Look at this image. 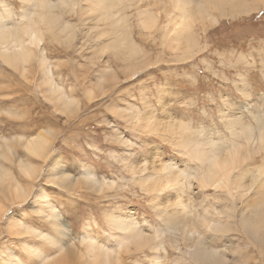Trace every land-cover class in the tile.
<instances>
[{
	"label": "rangeland",
	"instance_id": "1",
	"mask_svg": "<svg viewBox=\"0 0 264 264\" xmlns=\"http://www.w3.org/2000/svg\"><path fill=\"white\" fill-rule=\"evenodd\" d=\"M176 1L115 0L107 11L78 0L58 8L71 37L44 26L35 49L46 56L50 79L74 99L68 108L50 100L38 57L22 77L0 60V264H39L27 245L59 251L37 233L78 247L74 258L58 252L44 264H92L78 239L117 249L124 233L111 221L120 219L142 235L116 250L120 260L112 264H199L197 240L219 254L218 264H264L262 235L243 231L240 218L264 199V8L222 16L212 6L201 12L202 0ZM35 8L0 0L2 16L15 22ZM185 17L190 28L183 30L174 23ZM40 135L48 139L46 159L26 148ZM230 149L241 163L232 174L236 189L205 184L210 166L197 156L230 160ZM86 172L111 185L92 186L81 178ZM38 197L54 207L61 230L48 207L37 210ZM172 217L179 227L190 222L194 235L168 227Z\"/></svg>",
	"mask_w": 264,
	"mask_h": 264
},
{
	"label": "bare ground",
	"instance_id": "2",
	"mask_svg": "<svg viewBox=\"0 0 264 264\" xmlns=\"http://www.w3.org/2000/svg\"><path fill=\"white\" fill-rule=\"evenodd\" d=\"M26 1L28 3H30V4L34 3L36 5V8H35L34 12L30 11V9L24 10L22 12V14H21V18L22 19L20 18V21H16L15 22V19L13 17L8 18V12H6L7 13V17L6 18H4L2 16V14L0 13V60H1V62L3 64L13 68L14 71L20 70L19 73L22 72L23 75H26V72H27L26 68H27L28 64H30L36 57H38V55L36 54L37 52H36L35 47L38 44L40 45L41 41L43 40L44 26L46 27L45 30L47 31V33H50L51 35L57 36L58 35L57 33H59V34L61 33V34L65 35L67 38L71 37V34H68V33H69L70 28H72V25L69 24V23H64L62 21V17L59 14H56V12H57L58 8L62 9L63 7L64 8L74 7L77 4L78 0H61V1H58V2H54V1L51 2L50 0H41V1H39V0H26ZM180 1H182V0H180ZM202 1L197 3V5H195V7L197 6L198 9L201 10V12L206 14L207 7L212 6L214 8H218L219 11H221L220 13L222 14V16L223 15L227 16L228 13H231V15H235V14H237V15H239V14H249V13H253V12L258 11L261 8H264V0H207V1H203V2ZM116 2H115V0H92L91 3H93L92 6L96 7V9L100 8V9H103V10L110 11V8H112L116 4ZM179 2H177V3H179ZM192 2L193 1H191V3ZM184 5H185V3L183 4V6ZM184 7H183V9H184ZM195 7L193 8L194 10H195ZM178 8L182 9V6L178 7ZM90 10H91V7H90ZM189 11H190V8H189ZM196 11H198V10L196 9ZM190 13H192V12L190 11ZM111 15L112 14L109 12L105 16V18L109 19L111 17ZM207 15H208V13H207ZM231 15H229V16H231ZM207 18H211V17L208 16ZM149 19L151 20L150 17H149ZM189 19H190V15H189ZM150 20H149V22H150L149 24L151 25V21L152 20L151 21ZM188 20L185 17L184 20L182 19L180 21H177L174 24L176 26H179L180 28L182 27V29L185 30V29L190 28V26L188 27V23L191 20H189V21ZM216 22H218V21H215V23ZM118 24H120V23H118ZM144 25H145V23H144ZM177 29L179 30V28H177ZM178 38H180V37H178ZM61 39H62V37H61ZM189 43H191V42H189ZM132 49H134V48H132ZM38 61H39L40 66L42 68L43 74H45V78H46L45 84L49 86V92H50L49 93V98H50V100L52 102H56V105L58 107L68 108L71 105H73L75 101H74L73 98H71V95L70 96L66 95V93L63 94L61 92L62 88L61 87H57V85L50 79L49 74H48V70H47L48 61H47L46 56H44L43 53H41V55H39ZM20 75H21V73H20ZM21 77H22V75H21ZM166 126L167 125H165V127ZM175 130H177V129H175ZM173 131H174V129H173ZM171 133H172V131H171ZM47 144H48V139L45 138V137H42L40 135L38 137H32L31 139H28L27 140V144H26V148L30 151V152H28L29 154L31 153V154H34L35 157L37 155V157L39 156L42 159H46L47 157H49V156H46V154H47V152H46ZM184 144H186V143H184ZM185 149H188V147L186 146ZM194 152H195V150H194ZM218 152H220V151H218ZM226 153L227 152L225 151V154ZM226 155L230 156V160H228V159L221 160L220 157H219L220 155L218 156L217 154H214V153L212 154V156H208L206 160H203V157L201 158V156H197L200 159L201 163L203 162L204 166L208 165V164L210 166L209 167V171L207 170L208 173H206L205 176L203 175L204 177L202 176L203 177L202 181L204 183L205 182L206 183H214V184H217V186H219V187L222 184L225 186L228 183L229 185H231V187L236 189L237 185L235 184L236 182L233 183V181H232V174L234 173V170H237L236 169L237 168L236 165L240 166L241 163L239 165V163H236L235 159H234L235 156L238 155L237 154V150L230 149L229 153H227ZM193 157H194V155H193ZM226 158H228V157L226 156ZM240 158L238 156L239 160H240ZM233 163H235V164H233ZM56 164H57V160L54 161V165L55 166H57ZM233 165H235V167H233ZM170 168H171L170 166H167L166 169H170ZM23 169H28V167L27 168L23 167ZM30 169H29V171H30ZM54 170H55V168H53V171ZM32 171L30 172V174L32 173ZM53 171H51V172L53 173ZM171 171H173V169ZM177 176H178V174H177ZM218 176H221V178L217 179ZM52 177H57V175L54 174V175H52ZM179 177H180V175H179ZM81 178L83 179V181H86L87 183L91 184L92 186H99L100 189L102 188V186L104 188L106 186L111 185L108 182L102 183L97 177H95L93 175H90L88 172H86L83 176H81ZM242 181H243V179H242ZM253 181H254V179H253ZM237 183H239V182H237ZM1 184L3 185V183H1ZM221 188H222V186H221ZM227 188H228V185H227ZM254 196H256V195H254ZM263 197H264V195H263ZM41 203H42V201H40V198L38 197L37 204H36L37 210H39V209L42 210L41 208H43L44 206L48 207L47 209L51 210V213L49 212L50 215L49 214L48 215H49V218L52 221L53 227L56 228L58 231L61 230V223L59 222L58 216L55 214L54 207L51 206L48 203V201L45 200V202H44V198H43L44 206ZM39 204H41L43 207H39ZM247 206H249V205H247ZM249 208H250V206H249ZM43 210H46V208H43ZM244 210L247 211V207ZM244 210H242L243 213L241 212L242 213V214H240L241 216L239 215L240 218H241V223H243V226H245V227L242 228L243 231H244V228L246 229V228L249 227L245 231H247V233L251 234L252 236H257L258 234L262 235L261 239L264 242V237H263L264 236V199L263 200L260 199L259 202L255 203L253 205V208L251 207V210L250 209L248 210V211H251V213L249 212L250 214H248V212H246V211L244 212ZM217 212H218V210H217ZM245 213H247V214H245ZM229 215H230V213H229ZM55 220H57V222ZM178 220L176 222V218L172 217L171 219H169V222H168L169 224L167 226L168 227H172L173 229H174V227L175 228H182L185 233H191V234L193 233L192 235H194L195 232H189V229L191 227V223L190 222H186V223L183 224V226L179 227V225H180L179 222L180 221L178 222ZM199 220H201V219H199ZM124 222L125 221L122 220V219L116 220V221H111L112 225L117 230H119V231L124 233L123 238L120 240V241H123V243L121 242L122 245L121 244H117V247H118L117 249H115V248L111 249V248L107 247L106 245L99 243L95 239H91V238L78 239L77 242H79V243H81V244H83L85 246L84 254H85L86 258L89 259L90 263H92V264H110L111 263V259L114 260V262L118 263L119 262L118 260H120V259H118V255L119 254L116 253L115 251L116 250H121L122 247L125 248L128 244L131 245L133 242L140 240L139 236L142 235L141 232L139 230H136L135 227H133L132 225H130L128 223H124ZM221 223L216 221L215 227L219 228V229L220 228L224 229L227 226V224H225V227H222L223 223L222 224ZM177 225H178V227H177ZM228 226H229V224H228ZM225 229H227V228H225ZM176 232H178V231H176ZM37 234L39 235L38 237H41L43 240H44V237H46L52 246H58L59 247V251H58L59 253L66 252L67 253V258H69V259L74 258L75 254H76L75 249L78 250L76 241L71 240V241L63 244L61 242H57V240L55 238H53V237H50L48 235L45 236L43 233H37ZM184 236H186V235H184ZM189 238H191V237H189ZM187 239H188V237H187ZM45 241H46V239H45ZM135 244H136V242H135ZM27 246L29 247L28 249L26 248L27 255H29V256L30 255H35L37 257V259L40 260L39 264H44L45 262L50 261L52 258L55 259V256L58 255V252L55 253V255H51V254L50 255H45L44 252L39 251V249H37V247H34V245H27ZM193 246H194V244H193ZM208 248L209 247L206 248L204 243H201L200 240L199 241L197 240L195 242V249L193 250V254H192L193 258L199 264H218L219 263L218 259H215V258H217L216 255H219V254L218 253L216 254V251L211 250L210 248L208 249ZM14 257H16V256L14 255ZM218 258H221V256L220 257L218 256ZM222 258H223V256H222ZM224 262H226V261L224 260ZM178 263H180V262H178ZM9 264H27V263L23 262V261L18 263L17 261H13V259H12V261H10Z\"/></svg>",
	"mask_w": 264,
	"mask_h": 264
}]
</instances>
